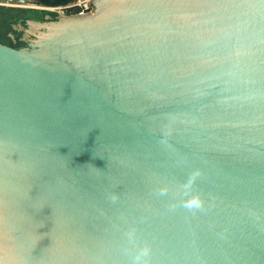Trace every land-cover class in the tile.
Returning a JSON list of instances; mask_svg holds the SVG:
<instances>
[{"label":"water","instance_id":"water-1","mask_svg":"<svg viewBox=\"0 0 264 264\" xmlns=\"http://www.w3.org/2000/svg\"><path fill=\"white\" fill-rule=\"evenodd\" d=\"M88 5L0 0V264H264V0Z\"/></svg>","mask_w":264,"mask_h":264},{"label":"trees","instance_id":"trees-1","mask_svg":"<svg viewBox=\"0 0 264 264\" xmlns=\"http://www.w3.org/2000/svg\"><path fill=\"white\" fill-rule=\"evenodd\" d=\"M43 6H57L64 5L71 0H36ZM0 10L3 12V15L0 17V41L6 42L9 39L6 37L7 32L13 31L11 29V24L18 22L20 19L26 17L27 15H31L30 12H25L23 10H19L16 8H2ZM34 11H31V13ZM29 13V14H27Z\"/></svg>","mask_w":264,"mask_h":264},{"label":"built area","instance_id":"built-area-1","mask_svg":"<svg viewBox=\"0 0 264 264\" xmlns=\"http://www.w3.org/2000/svg\"><path fill=\"white\" fill-rule=\"evenodd\" d=\"M90 0H71L64 5L44 6L45 8L59 12L63 15L69 14H87L91 12V7L88 5Z\"/></svg>","mask_w":264,"mask_h":264}]
</instances>
